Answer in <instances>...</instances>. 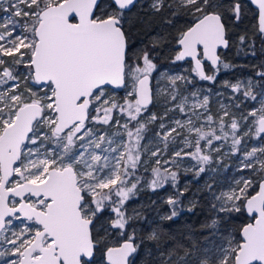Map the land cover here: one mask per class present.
<instances>
[{
    "label": "snow or ice",
    "instance_id": "6c2138e0",
    "mask_svg": "<svg viewBox=\"0 0 264 264\" xmlns=\"http://www.w3.org/2000/svg\"><path fill=\"white\" fill-rule=\"evenodd\" d=\"M250 2L264 56V0ZM135 4L0 0V264H98V254L103 264H135L142 247L153 255L149 244L158 264H193L190 257L196 264H264V62L244 79H218L236 67L221 51L235 43L229 25L250 9L245 0H152L151 13L166 28L191 18L161 68L163 34L132 47L126 25ZM238 43V52L257 58L247 33ZM181 62L190 70L175 72ZM115 89L125 91L119 100ZM213 97L221 98L215 115ZM226 157L241 175L226 190L210 176L193 192L202 175L229 169ZM189 172L192 180L181 184ZM145 188L166 193L150 205L160 222L194 212L204 194L217 215L245 211L254 222L240 229L242 242L226 238L197 257L149 221L143 206H130ZM137 222L149 227L138 230ZM169 240L175 243L165 249Z\"/></svg>",
    "mask_w": 264,
    "mask_h": 264
},
{
    "label": "trees",
    "instance_id": "16d2710c",
    "mask_svg": "<svg viewBox=\"0 0 264 264\" xmlns=\"http://www.w3.org/2000/svg\"><path fill=\"white\" fill-rule=\"evenodd\" d=\"M151 3L152 0H138L135 6L127 11L129 23L126 25V27L129 30L131 44L134 50H139L144 45L152 43L157 34L164 35L168 44L167 46L162 47L160 50L159 65L161 68H166L169 66L171 47L174 46V41L172 39L173 36L176 34L179 27L185 26V20H190L191 18H182L177 26V29L166 28L161 21V17L151 13ZM245 3L250 9L248 15L241 22H234L229 25L231 29L232 40L235 43L234 46H232L233 49H231L229 52V60H227L228 53H224V61L236 67L229 69L232 71V73L231 75L229 73L228 79H236L237 77L242 76L247 77L253 73V64L264 62V56L259 54V44L261 43V39L254 27L256 25L255 10L250 6L248 1L245 0ZM241 33H247L249 37L255 40L257 44V58L254 59L250 56H245L244 52H238V49L240 48L238 36ZM155 110H158V108ZM226 172H228V170H226ZM143 175L146 179L150 177V174L146 172L143 173ZM186 178L187 176L182 174L180 177L181 183ZM191 187H195L194 182L192 183ZM169 188L168 191L171 192L172 188L170 186ZM163 192L164 191L161 190L157 193H153L151 190L145 188V190L139 192L137 197L130 201L129 204L131 207L136 208L143 206L144 214L147 216L149 221H152L154 224L160 223L167 232L175 236L176 241H179L191 251H194V249L197 248L201 242L214 236L213 232L209 230L208 227H206L209 220V215H211L213 212V208L211 207L213 201L211 197H208L207 194H204V198L200 199L199 205L194 212L184 211L174 222H160L155 211V207H150V205L151 201L153 200H156L157 203H159V197L164 195ZM163 210H166V208ZM223 216L227 218V226L235 223L238 225V228H240V226H242L248 220L244 214V211L241 213H232L230 217L227 216V214ZM135 227L138 230L147 229L149 225L146 222H137ZM165 239H167V237H165ZM174 243L175 241L169 240L164 246L165 249L171 247ZM147 247L153 249L152 256H148L143 247L139 251V253L142 254V258L146 261L145 264H158L155 259L156 252L154 246L149 244ZM182 252L183 251H181V253Z\"/></svg>",
    "mask_w": 264,
    "mask_h": 264
},
{
    "label": "rangeland",
    "instance_id": "374dc122",
    "mask_svg": "<svg viewBox=\"0 0 264 264\" xmlns=\"http://www.w3.org/2000/svg\"><path fill=\"white\" fill-rule=\"evenodd\" d=\"M4 15L5 14L3 12H0V18H2ZM186 67L189 68L188 65H186L185 68H182L181 70L180 69L179 70L176 69L175 72H177V73H183L184 70L187 69ZM20 71L21 72L24 71L23 67H21ZM239 78L240 79H244L245 77L242 76V77H239ZM229 80L230 81H235L234 78L233 79H229ZM166 85H167V81L166 80L165 81H161V87H165ZM204 88H206V87H204ZM124 94H125V91L124 90H122V92H120V93L115 92L116 98L118 100L122 96H124ZM217 98L218 99H221L220 97H217ZM224 103H228V101H226V96H225V99H224ZM217 105H218L217 108H219V104H217ZM162 110L163 109L162 108H159V107H158V110H155L154 109V111H157V112H160ZM179 118H183V117H179ZM147 135L150 136L151 135V132H149ZM172 150H173V146L172 145H169L168 153H166V155L170 154L172 152ZM225 162L230 165V167L228 169V172L221 171V172H218L215 175H213L211 173H209L207 175H202L201 178L198 181H195L194 182V186L195 187H191L192 188V191L195 192L197 188L202 187L204 185L205 181L208 180L210 176L217 182L216 183L217 188L226 190L228 183L230 181H232L234 178L239 177L241 174L236 171V161H235L234 158L226 157L225 158ZM149 164H150V167L151 166H155V165H152L151 164V161H149ZM188 164H189V161L188 160H185L184 161V166H187ZM146 173H149L150 176H151L150 168H149V171L146 172ZM186 176H187V178L184 179L181 184H183L185 181H191L192 180V174H191V172H189ZM163 193H164V195L166 194L165 192H163ZM211 215L212 216H211V218H209L210 220L208 221L207 225H210L213 219H218L220 221L219 228L217 230V229H212V228H209L208 227V229L213 232L214 237H213V239H208V240L203 241V245L200 248V252H199L198 249H196V248L194 249V252L196 253V256L199 255V254H201V256H202L204 254L202 250H215V249H217L221 244H224L225 243V239L226 238L227 239H231L233 241V239H232L233 229L231 228L230 225L227 226V224H226L227 218L225 216H223V215H226V214H223L222 213V214L217 215L216 210L213 209V212L211 213ZM222 217H223V219H222ZM224 225H225V228H224ZM109 239H111V238H109ZM233 243H235V242L233 241ZM96 259L98 261V264H103V261L101 260V258L98 255H97ZM191 259L193 260L194 263L196 262L195 257H191Z\"/></svg>",
    "mask_w": 264,
    "mask_h": 264
},
{
    "label": "flooded vegetation",
    "instance_id": "af4514ba",
    "mask_svg": "<svg viewBox=\"0 0 264 264\" xmlns=\"http://www.w3.org/2000/svg\"><path fill=\"white\" fill-rule=\"evenodd\" d=\"M138 1V0H137ZM246 1H248V0H246ZM248 3L250 4V2L248 1ZM250 6H251V4H250ZM252 7V6H251ZM253 8V7H252ZM254 10H255V20H256V24H257V10L255 9V8H253ZM231 49H233V47H230L229 49H224V50H221L222 51V55H223V59H224V53L226 52V54L228 53V55H227V60H229V52H230V50ZM206 63V71H211V68H210V66H208V64H207V62H205ZM186 65H188V67L190 68L191 67V65H189L187 62H181L178 66H176L175 67V69H174V71L176 70V69H182V68H185V66ZM184 66V67H183ZM167 67H169V66H167ZM166 67V68H167ZM187 68V67H186ZM189 68H187V69H189ZM190 70V69H189ZM229 73H230V75H231V73H232V71H230L229 69L228 70H222L221 72H220V75H219V77H218V79H221V80H229L228 78H229ZM198 86H204V87H209L210 86V83L209 82H207V81H199V84H198ZM122 90L123 89H121L120 91H116V90H114L115 92H117V93H120V92H122ZM217 89H213V91H216ZM221 91H224V90H222V89H220ZM226 94V95H225ZM224 95L227 97L228 95H229V93L227 92V91H225V93H224ZM217 97H213V98H210V107L212 108V112H213V114L215 115L217 112H218V110H219V108H217ZM226 101H227V99H226ZM212 103V104H211ZM170 189V188H169ZM254 193V192H253ZM244 214H245V212H244ZM211 216L212 215H209V218H211ZM245 216L248 218V220L242 225V226H240V228H238V225H236V224H231L230 226H231V228L233 229V232H232V234H233V236H232V239H233V241L234 242H237V241H239V242H242V237H241V235H240V229L244 226V225H246L247 223H251L252 222V218L251 217H249V216H247L246 214H245ZM210 220V219H209ZM208 220V221H209ZM213 237L214 236H212V237H210V239H213ZM203 245V242H201L200 243V245L196 248V249H198L199 250V252H200V248H201V246ZM181 255H183V252L182 253H180ZM200 256H201V254H199ZM199 255H197V257L199 256ZM98 256H99V254H98ZM100 257V256H99ZM190 259H191V257H190ZM193 261V260H192ZM145 259H143L142 258V254H140L139 252L136 254V259H135V264H145ZM193 264H196V262L194 263L193 262Z\"/></svg>",
    "mask_w": 264,
    "mask_h": 264
},
{
    "label": "water",
    "instance_id": "95a60500",
    "mask_svg": "<svg viewBox=\"0 0 264 264\" xmlns=\"http://www.w3.org/2000/svg\"><path fill=\"white\" fill-rule=\"evenodd\" d=\"M249 2H250V0H248ZM136 2H137V0H136ZM250 4H251V2H250ZM251 6L253 7V8H255L256 10H257V23H258V9L255 7V5H252L251 4ZM116 91H120L121 89H115ZM252 194H255V193H252ZM245 212V211H244ZM245 214L247 215V216H249V217H251L252 219H253V216L255 215V214H248V213H246L245 212ZM254 222V220H252V222L251 223H253ZM247 224H249V223H247ZM246 224V225H247ZM246 225H244V226H246ZM243 226V227H244ZM242 229V228H241ZM240 235H241V237H242V233H241V231H240Z\"/></svg>",
    "mask_w": 264,
    "mask_h": 264
}]
</instances>
